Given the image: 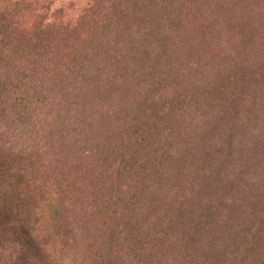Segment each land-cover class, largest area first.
Returning a JSON list of instances; mask_svg holds the SVG:
<instances>
[{"label":"trees","instance_id":"obj_1","mask_svg":"<svg viewBox=\"0 0 264 264\" xmlns=\"http://www.w3.org/2000/svg\"><path fill=\"white\" fill-rule=\"evenodd\" d=\"M0 264H264V0H0Z\"/></svg>","mask_w":264,"mask_h":264},{"label":"rangeland","instance_id":"obj_2","mask_svg":"<svg viewBox=\"0 0 264 264\" xmlns=\"http://www.w3.org/2000/svg\"><path fill=\"white\" fill-rule=\"evenodd\" d=\"M65 0H63V2H64Z\"/></svg>","mask_w":264,"mask_h":264}]
</instances>
